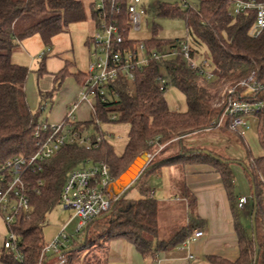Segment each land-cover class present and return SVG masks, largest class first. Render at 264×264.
<instances>
[{
    "label": "trees",
    "instance_id": "obj_1",
    "mask_svg": "<svg viewBox=\"0 0 264 264\" xmlns=\"http://www.w3.org/2000/svg\"><path fill=\"white\" fill-rule=\"evenodd\" d=\"M117 2L121 4V13L114 17L128 45L143 42L149 52L165 55L185 39L160 40L156 29L149 40L132 39L128 0ZM232 9L230 0H201L197 8L189 5L184 9L166 4L157 6V16L185 21L192 53L206 55L210 59L215 78L212 81L203 79L187 68L179 56L165 59L163 66L170 81L169 86L178 89L185 97L187 109L183 113L172 111L165 98L166 91L159 90L160 66L155 61L136 72L134 88H130L124 80L116 81L113 89L118 93V100L104 105L97 103L96 108L103 124L128 125V141L123 154L118 155L106 140L98 149L91 151L64 146L54 157L41 164V171H26L24 181L32 210L29 218L18 219L12 228L20 240L22 259L17 260L12 253L2 250L1 263L57 264L56 258L42 256L44 227L47 217L60 206L68 174L88 160L107 162L115 182L141 154L152 156L135 187L140 189L143 198L130 200L127 197L129 193L118 199L113 198L111 210L106 215L89 223L81 235L70 239L65 252L66 264H108L110 244L114 240L128 241L144 258H154L160 252L185 243L195 226L181 228L167 241L159 240V203L148 198L145 190L144 179L158 176L165 166L186 165L206 157L215 165L228 196L233 197L235 185L234 175L229 168L230 161L206 150H186L182 146L179 153L162 158L170 150V147L166 149L167 144L177 141L180 146L187 136L217 129L224 109L214 108L213 103L225 86H234L254 74L263 89L257 94L241 91L234 98L264 102V32L258 38H252L249 32L255 23L256 12L233 16ZM90 13L95 23L97 15L92 5ZM87 19L82 0H0V167L11 158H28L37 152L35 134L41 123L42 107L33 112L26 98L25 84L30 70L13 63V54L23 41L34 36L40 37L45 48L51 49L55 37L69 32V27L84 23ZM41 58L39 77L46 73V55L43 54ZM76 76L81 83L84 82L85 75ZM68 77L71 74L63 69L55 75L54 82L59 83L60 88ZM57 90L54 87L47 93H40L42 101L51 100ZM112 115H116L117 119L111 120ZM257 118L258 137L264 147V111ZM225 127L231 131L229 120H226ZM76 128L82 134L96 130L95 121L79 123ZM244 170L253 192L252 227L250 230L244 228L236 212L238 206L234 205L241 256L236 263L211 258L212 264H255L257 251L259 258L256 264H264V157L253 159L248 151ZM38 180L44 181L39 194L35 193Z\"/></svg>",
    "mask_w": 264,
    "mask_h": 264
},
{
    "label": "built area",
    "instance_id": "obj_2",
    "mask_svg": "<svg viewBox=\"0 0 264 264\" xmlns=\"http://www.w3.org/2000/svg\"><path fill=\"white\" fill-rule=\"evenodd\" d=\"M117 1L93 0L92 2L97 20L95 31L88 40L89 65L79 97L68 109L65 119L59 123L41 122L35 134L37 152L28 158L23 156L11 158L0 167V218L7 228V237L0 245V250L12 253L17 260L22 259L20 240L12 228L18 219L29 218L32 210L27 194V184L24 181L25 172L41 171V164L54 157L64 146H77L88 151L98 149L106 139L105 132L101 129L103 123L98 118L96 105L118 100V93L113 89L116 81L124 80L130 88H134L136 72L148 67L151 61H155L160 66L158 88L161 92H165L170 81L163 63L166 58L177 56L183 60L187 68L195 71L203 79L212 81L215 78L210 59L206 55L199 56L192 53L188 35L177 44V47L171 48L165 55L156 53V51L149 52L143 42L133 46L128 45L114 17L121 13V4ZM230 1L233 3L231 11L233 16L249 11L256 12V20L249 35L252 38H258L264 32V0ZM186 6L187 4H184V7ZM127 13L131 34L140 32L143 16L147 13L143 0H128ZM262 89L263 85L254 74L234 86H225L218 94L220 100L214 103V108L224 109L217 127L226 118L230 121L231 132L242 135L249 131L251 127L248 118H257L264 111V102H252L234 97L241 91L245 94H257ZM83 104L89 105L91 120L95 121L96 130L93 136L89 135V131L82 134L76 128L80 123L76 112ZM116 119V115L111 116V120ZM149 156L151 159L152 156ZM113 183L111 168L105 161L88 160L68 174L60 206L72 212V221H77L75 236H68L66 229L69 223L66 224L51 244H45L42 251L43 257L55 256L57 263H67L64 252L69 248L70 239L81 235L89 223L100 219L111 210L113 198L110 197V188ZM43 186L44 181L38 180L35 193L39 194ZM153 195L154 192H150L147 197L153 198ZM247 202L246 197H241L238 208L242 210ZM203 236V232L197 231L184 244Z\"/></svg>",
    "mask_w": 264,
    "mask_h": 264
},
{
    "label": "crops",
    "instance_id": "obj_3",
    "mask_svg": "<svg viewBox=\"0 0 264 264\" xmlns=\"http://www.w3.org/2000/svg\"><path fill=\"white\" fill-rule=\"evenodd\" d=\"M82 1L88 14V19L84 23L89 26V36H91L95 31V23L91 19L90 13L93 0ZM34 37L26 39L20 44L22 50L25 49L27 51L35 48L38 43L36 40L28 42ZM19 51L13 54V63L25 67L31 65L34 60L30 53L28 51ZM85 73L70 72L71 77H68L62 83L59 95L56 98L57 103L47 122L59 123L65 119L68 109L78 99L82 87V83L76 74L85 75ZM28 105L33 111L29 102ZM78 111L80 115L84 113L83 111L88 114V117H84L85 119L82 117V119L77 118L78 122L87 123L91 121V110L88 104H83ZM255 121L259 125L258 118H255ZM210 131L213 130L204 132ZM106 134L108 135V133ZM221 134L225 135L224 133ZM256 134H258V127L255 134L251 128L242 135L233 133L240 144L242 146L244 144L247 149L249 143L252 146L255 145L256 139L259 143L260 140ZM189 137H185L182 142ZM172 144H170L171 149L166 152L177 153L181 151V146L183 147V145L175 146L178 144L177 141ZM260 144L255 149L256 156L255 158L252 157L253 159L263 157L261 156V151L264 150V147L262 145L260 146ZM206 151L230 161L229 168L234 175L235 185L232 198L228 196L223 180L214 165L202 160H194L186 165H168L163 167L161 174L158 176L153 175L144 179L147 196L150 192H154L153 199L159 203L158 222L160 241L169 240L183 227L195 226L191 236L197 231L203 232L204 236L191 243H183L184 245L182 244L167 251L160 252L154 258H144L126 240H114L110 244L108 264H212L210 261L211 258L225 260L230 263H236L239 260L241 249L235 225L234 205L238 206L241 197L248 199L244 208L242 210L237 208L236 212L240 215V221L244 228L250 230L254 209L251 184L244 170L243 161H239L237 158L224 157V155L218 154L214 149L206 148ZM110 197L115 198L112 186L110 188ZM0 264L3 263L0 262Z\"/></svg>",
    "mask_w": 264,
    "mask_h": 264
},
{
    "label": "rangeland",
    "instance_id": "obj_4",
    "mask_svg": "<svg viewBox=\"0 0 264 264\" xmlns=\"http://www.w3.org/2000/svg\"><path fill=\"white\" fill-rule=\"evenodd\" d=\"M200 1L201 0H143V3H145V7L147 9V13L145 16H143L141 31L133 33L131 36L132 39L139 41L149 40L153 37L154 29L157 30V38L160 40L174 41L186 38L187 27L185 21L178 18L172 19L169 17L157 16L156 8L159 4H166L169 6H180V8L184 9V6L182 7V5H184L185 3L190 7L197 8ZM88 27L89 26L85 23L72 25L71 27H69V32L63 33L57 36L56 39H54L52 49L45 48L38 36L30 39L31 41H28L32 42L36 40L38 43L34 49L27 50L34 61H32L31 65H28L30 73L25 84V89L28 102L33 108V112L39 111L40 107H42V112L40 114L41 122H47L50 119L51 112L57 103L56 98L59 95L60 88L59 83L54 82L55 75H57L63 69H66L69 73L86 72L88 69L90 51L89 44L87 45L88 39L90 37ZM18 51L27 52L25 49L22 50L21 45L18 48L17 52ZM42 54L46 55V58L44 59L46 73L39 77L38 71L40 70L42 65ZM54 87H56V90H58L56 91L53 100H49L47 102L42 101V99L40 98V93H47ZM219 96L220 95H218L214 103H216L217 100H220ZM165 98L168 106L172 111H178L182 113L186 111L187 104L185 97L175 87H168L167 91L165 92ZM83 112L84 113L80 115L78 111L76 113V117L78 119L88 117V114H86L85 111ZM248 120L251 130L255 134L258 127L257 123H255V118L250 117L248 118ZM225 124L226 118L223 120V123L213 131L190 135L188 139L182 142L183 148H185L186 150H206V148L214 149V151H217L218 154L224 155V157L227 158H237L239 161H243L244 164L248 162V151H250L252 157L255 158V149L257 148V146H259L260 141L258 143V140L256 139L255 145L252 146L249 143L248 149H246L244 146H242V144H240L236 136L233 135V133L229 132L228 128L225 127ZM101 129L105 133H108V135H105V139L110 145L115 148V152L118 155L123 154L128 141V125L102 124ZM221 133H224L225 135H222ZM94 134L95 130L92 129L89 131V135L93 136ZM256 136H258V134H256ZM171 145L167 144L166 149L169 147L171 149ZM175 146L178 147L179 144ZM163 148H165V146H163ZM261 153V156L264 157V150H262ZM174 154L175 153L173 152H166L162 158ZM215 156L220 157L218 155ZM200 159L202 161L213 164L212 161L210 159H206V157H202ZM127 197L130 200L140 199V189H133L129 192ZM71 217L72 212H70L69 210H65L61 206H58L56 210L47 217V221L44 227V241L46 245L51 244L60 234L61 228L68 223L69 225L67 226L66 233L68 234V236H75V227L77 221H72ZM6 237L7 228L0 218V245L4 243Z\"/></svg>",
    "mask_w": 264,
    "mask_h": 264
},
{
    "label": "water",
    "instance_id": "obj_5",
    "mask_svg": "<svg viewBox=\"0 0 264 264\" xmlns=\"http://www.w3.org/2000/svg\"><path fill=\"white\" fill-rule=\"evenodd\" d=\"M149 162L150 156L145 153L141 154L130 165V167L113 183L112 188L116 199L125 196L138 185V182L141 180L142 175L145 173V168L147 167ZM253 228L255 231V220H253ZM83 243H86V235ZM52 257L55 258V256ZM258 258L259 251L256 252L255 264L258 262Z\"/></svg>",
    "mask_w": 264,
    "mask_h": 264
}]
</instances>
